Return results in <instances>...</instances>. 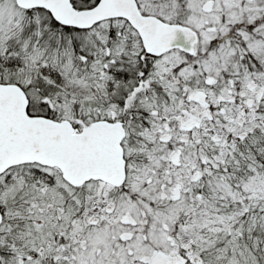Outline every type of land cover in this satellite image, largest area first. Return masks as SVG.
<instances>
[{
    "label": "snow or ice",
    "instance_id": "obj_1",
    "mask_svg": "<svg viewBox=\"0 0 264 264\" xmlns=\"http://www.w3.org/2000/svg\"><path fill=\"white\" fill-rule=\"evenodd\" d=\"M0 264H264V0H0Z\"/></svg>",
    "mask_w": 264,
    "mask_h": 264
}]
</instances>
